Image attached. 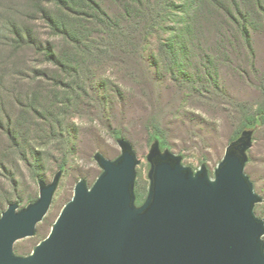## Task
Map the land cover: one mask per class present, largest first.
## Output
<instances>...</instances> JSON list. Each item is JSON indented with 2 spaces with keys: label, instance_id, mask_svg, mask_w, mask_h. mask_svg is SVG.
I'll use <instances>...</instances> for the list:
<instances>
[{
  "label": "rangeland",
  "instance_id": "rangeland-1",
  "mask_svg": "<svg viewBox=\"0 0 264 264\" xmlns=\"http://www.w3.org/2000/svg\"><path fill=\"white\" fill-rule=\"evenodd\" d=\"M98 1L109 14L120 12L119 0ZM35 4L53 16L59 9L52 0H0V218L13 203L20 210L35 203L41 183H52L59 173L61 179L36 234L15 244L19 257L30 256L48 237L81 181L93 187L103 173L97 155L112 161L121 156V139L139 161L134 193L140 208L151 188L152 123L164 130L168 153L181 166L215 179L227 148L238 140L234 133L243 115L264 99V25L251 33V55L229 44L215 47L208 0L179 15L187 23L200 17L175 46L177 59L164 58L156 39L148 46L117 44L78 67L72 63L78 78L66 74L70 64L49 60L47 41L56 59L75 50ZM28 30L37 45H21ZM251 143L245 174L261 199L255 215L264 222V125Z\"/></svg>",
  "mask_w": 264,
  "mask_h": 264
},
{
  "label": "water",
  "instance_id": "water-1",
  "mask_svg": "<svg viewBox=\"0 0 264 264\" xmlns=\"http://www.w3.org/2000/svg\"><path fill=\"white\" fill-rule=\"evenodd\" d=\"M251 133L231 144L215 179L193 175L180 158L155 145L150 194L135 207L138 159L119 141L121 156H96L103 173L92 188L81 181L52 231L33 253L15 244L36 234L48 214L61 174L40 184L39 199L24 209L13 203L0 218V264H264L261 202L245 174Z\"/></svg>",
  "mask_w": 264,
  "mask_h": 264
},
{
  "label": "trees",
  "instance_id": "trees-1",
  "mask_svg": "<svg viewBox=\"0 0 264 264\" xmlns=\"http://www.w3.org/2000/svg\"><path fill=\"white\" fill-rule=\"evenodd\" d=\"M178 1L179 4L175 3V0H119L117 7L120 12H117V15L109 14L98 0H52L59 7L55 16L51 13V9L42 5L35 4L34 10L40 12L50 27L62 32L71 50H75V54L68 53L64 57L61 56L63 60L56 59L53 45L47 41L45 52L50 56L49 60H56L61 67L64 66L63 61L70 64L71 67L67 68L66 74L78 78L79 74L75 72L78 63L89 62L95 58L96 51L102 55L108 51V48L117 44L148 46L152 39H156L159 45L158 51L164 58L167 55L168 59V55H171L173 60L177 59L175 46L183 42L184 31L190 34V28L197 27L200 17L193 15L187 23L181 21L179 15H185L189 7H194L196 4L198 7L203 6L206 0ZM208 1L213 9L212 14L207 15L208 18L213 19L215 38L212 37V45L217 47L229 44L233 45L234 51L243 48L250 55L253 54L251 33L260 27V23L264 25V0ZM207 20L209 19L205 17L204 21ZM31 33L29 30L26 31L29 40H20L22 46L37 45ZM118 37H121V40ZM72 66L74 70L71 69ZM263 125L264 99L253 112L243 115L234 133L238 138L235 142L239 141L243 134L247 132L252 134ZM148 130L150 139L158 146L159 152L168 153V140L161 126L152 123Z\"/></svg>",
  "mask_w": 264,
  "mask_h": 264
}]
</instances>
